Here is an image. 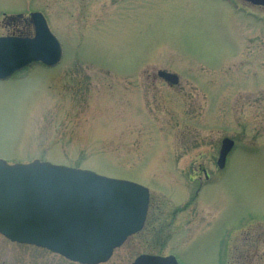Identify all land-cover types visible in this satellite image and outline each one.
<instances>
[{"label": "rangeland", "instance_id": "374dc122", "mask_svg": "<svg viewBox=\"0 0 264 264\" xmlns=\"http://www.w3.org/2000/svg\"><path fill=\"white\" fill-rule=\"evenodd\" d=\"M92 2L0 0L7 16L43 12L63 50L57 67L0 82V160L146 187L147 235L128 238L104 264L142 254L264 264V9L242 0ZM157 70L179 84L145 80ZM224 138L234 149L221 171ZM0 264L74 263L0 236Z\"/></svg>", "mask_w": 264, "mask_h": 264}, {"label": "water", "instance_id": "95a60500", "mask_svg": "<svg viewBox=\"0 0 264 264\" xmlns=\"http://www.w3.org/2000/svg\"><path fill=\"white\" fill-rule=\"evenodd\" d=\"M264 6V0H244ZM33 38H0V81L40 63L53 67L60 47L38 13ZM158 76L175 85L177 77ZM233 143L223 139L217 167H224ZM148 190L91 171L39 161L0 160V235L11 243L45 249L77 264H102L143 226ZM131 264H177L172 256L140 255Z\"/></svg>", "mask_w": 264, "mask_h": 264}, {"label": "flooded vegetation", "instance_id": "af4514ba", "mask_svg": "<svg viewBox=\"0 0 264 264\" xmlns=\"http://www.w3.org/2000/svg\"><path fill=\"white\" fill-rule=\"evenodd\" d=\"M76 1H80V2H83L85 4L93 3L92 1H94V3L97 2V1H100L101 4H112V3L115 2V0H76ZM247 3H250V2H247ZM253 6L264 9V6H262V5H253ZM34 13H40L43 16V18L45 19L46 25L48 26V23H47V20H46L47 17L43 14V12H29L26 15H23L22 13H17V14L10 15V16L5 15L4 13H0V38H4V37L32 38L33 34H34V26H33V23L31 21V15L34 14ZM82 14H83L82 12H77V13H75V17L76 16H77V18L81 17ZM66 15L67 14L62 13V16H63L62 19H65L64 17ZM60 49H61V60L52 68L57 67L62 62L63 50H62L61 44H60ZM141 65L145 66L143 63ZM67 66L68 65H64V67H67ZM91 66L94 67V68H98V67L93 66V65H91ZM34 67L35 66H32L27 71L31 72ZM41 67H43V66H41ZM72 67H73L72 68L73 72L77 73L78 72L77 71L78 67L76 65L72 66ZM139 67L136 68L134 73L128 74V76H126L125 78L134 79L136 77V75H135L136 71H137V69ZM52 68H49V69H52ZM142 70L143 71H141V72L143 73V75H145L146 74V69H142ZM162 71H164V70H157L155 72L156 73L155 75L144 76V78H145V80L148 79V78H151V79L157 78V79L161 80L163 83H165L166 85L171 86V84L169 82L165 81L164 79H162L161 77L158 76V72H162ZM164 72H167V71H164ZM167 73H170V72H167ZM172 74H174V73H172ZM114 77H116V76H114ZM108 79H111V78H108ZM178 84H179V81H178V83L176 85L171 86V87H176ZM233 149H234V146H233ZM205 179H207V178H205ZM146 218H147V216H146ZM146 227H147V225H146V222H145V224L143 226V229L141 231H143L142 233H146V235H147L148 231H147ZM152 228H153V226H151V229Z\"/></svg>", "mask_w": 264, "mask_h": 264}]
</instances>
